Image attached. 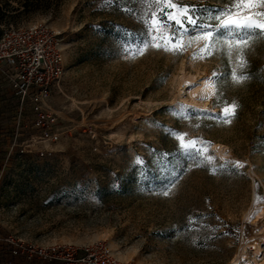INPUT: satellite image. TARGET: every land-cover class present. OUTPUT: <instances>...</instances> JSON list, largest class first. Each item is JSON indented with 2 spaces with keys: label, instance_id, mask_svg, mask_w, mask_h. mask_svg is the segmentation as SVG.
<instances>
[{
  "label": "rangeland",
  "instance_id": "obj_1",
  "mask_svg": "<svg viewBox=\"0 0 264 264\" xmlns=\"http://www.w3.org/2000/svg\"><path fill=\"white\" fill-rule=\"evenodd\" d=\"M179 3L215 23L208 13L231 0ZM152 11L146 0H0L3 27L58 33L64 66L45 117L0 71V264H60L31 248L96 242L135 264H264V38L244 49V68L235 49L201 52L191 31L182 52L138 51ZM190 140L200 157L179 150Z\"/></svg>",
  "mask_w": 264,
  "mask_h": 264
},
{
  "label": "built area",
  "instance_id": "obj_2",
  "mask_svg": "<svg viewBox=\"0 0 264 264\" xmlns=\"http://www.w3.org/2000/svg\"><path fill=\"white\" fill-rule=\"evenodd\" d=\"M0 71L5 74L11 92L21 104L28 102L45 117L46 99L61 79L64 66L61 40L57 32L43 24L3 27L0 25ZM37 126L43 124L36 120ZM38 258L60 264H135L117 258L104 242L76 247L31 248ZM16 254V251H13Z\"/></svg>",
  "mask_w": 264,
  "mask_h": 264
},
{
  "label": "snow or ice",
  "instance_id": "obj_3",
  "mask_svg": "<svg viewBox=\"0 0 264 264\" xmlns=\"http://www.w3.org/2000/svg\"><path fill=\"white\" fill-rule=\"evenodd\" d=\"M149 5H155L157 11H152L150 15H145L143 22L146 25L144 38L141 40L137 50L155 46L164 47L165 51L182 52L185 45L182 43L184 36L189 32L196 33L195 41H205L201 52L211 55L217 45L226 46L227 55H231L233 49L238 53L237 59L239 67H246L247 61L244 58V49L254 43V37L264 38V0H231V3L215 12H209L208 21L215 23H206L202 16L196 15L198 9L195 6L181 5L179 0H146ZM174 9L166 13L167 22L161 19L158 13H164V9ZM208 12V9H204ZM174 21L175 31L169 32L172 27L170 22ZM186 25L190 26L186 27ZM161 32L169 33V41H175L171 48L167 44L157 43ZM193 42L191 39L189 43ZM203 58V56L201 57ZM216 75L215 73L213 74ZM233 80L237 83L242 82L248 77L237 75L235 70L231 73ZM187 106H180V110H186ZM231 109V110H230ZM236 105L225 106L223 116L220 117L224 123H230L235 115ZM202 111V110H196ZM179 135V134H177ZM183 140V137H180ZM196 141H188L180 144L179 150L187 157L198 158L203 154L201 148L196 147ZM205 159L211 162L212 157L206 156ZM232 163V162H228ZM234 167H243V164L235 162ZM167 195V192H165Z\"/></svg>",
  "mask_w": 264,
  "mask_h": 264
},
{
  "label": "bare ground",
  "instance_id": "obj_4",
  "mask_svg": "<svg viewBox=\"0 0 264 264\" xmlns=\"http://www.w3.org/2000/svg\"><path fill=\"white\" fill-rule=\"evenodd\" d=\"M206 88H207V84L205 80H202L200 83L196 85H192L190 87H188L185 82H179L180 93H183L186 89H188L193 94V92L198 89H206Z\"/></svg>",
  "mask_w": 264,
  "mask_h": 264
}]
</instances>
